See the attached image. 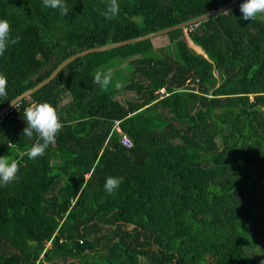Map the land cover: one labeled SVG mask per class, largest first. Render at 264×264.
Listing matches in <instances>:
<instances>
[{
    "label": "trees",
    "instance_id": "16d2710c",
    "mask_svg": "<svg viewBox=\"0 0 264 264\" xmlns=\"http://www.w3.org/2000/svg\"><path fill=\"white\" fill-rule=\"evenodd\" d=\"M231 1L118 0L106 20L109 0H64L68 15L0 0L19 37L0 56V111L78 52ZM244 2L187 28L203 54L185 29L166 47L152 38L90 53L4 115L0 156L19 162V179L0 187V264H264V14L242 19ZM119 67L120 88L93 82ZM42 102L64 127L32 160L39 137L23 134L24 109ZM109 176L123 178L113 194Z\"/></svg>",
    "mask_w": 264,
    "mask_h": 264
},
{
    "label": "clouds",
    "instance_id": "9594fccd",
    "mask_svg": "<svg viewBox=\"0 0 264 264\" xmlns=\"http://www.w3.org/2000/svg\"><path fill=\"white\" fill-rule=\"evenodd\" d=\"M44 7L59 9L61 15H68V8L64 0H43ZM120 7L118 0H109L103 16L106 20H111L119 14ZM230 11V10H228ZM228 11H225L228 12ZM240 11L244 20H254L258 14H264V0H245L240 5ZM187 33V28L185 29ZM19 37L11 36V25L7 19H0V56H3L10 44H16ZM203 54V53H200ZM113 72L111 69L107 71H96L93 82L100 87L107 89L112 83ZM8 79L7 76L0 72V97L7 95ZM120 88L121 85H115ZM164 90H161L163 93ZM16 108V105L12 103ZM23 118L27 126L23 129V134L31 139L34 132L38 135L39 141L34 143L27 152L29 159L35 160L42 157L50 145L55 144L57 134L63 129L64 124L61 122L57 109L49 102L32 103L24 109ZM120 131V129L118 128ZM123 137V136H122ZM42 141V142H40ZM11 145H9L10 147ZM19 162L15 159L9 160L6 156H0V187L6 186L13 181L19 179L18 167ZM122 177L109 176L106 178L104 189L108 194H113L122 183Z\"/></svg>",
    "mask_w": 264,
    "mask_h": 264
},
{
    "label": "water",
    "instance_id": "95a60500",
    "mask_svg": "<svg viewBox=\"0 0 264 264\" xmlns=\"http://www.w3.org/2000/svg\"><path fill=\"white\" fill-rule=\"evenodd\" d=\"M240 0H232L231 2L225 4L224 6H221L220 8L213 10L211 12H208L206 14H203L201 16L195 17L193 19H190L188 21L179 23L177 25L156 31V32H152L149 33L147 35L138 37V38H133L130 40H126V41H121V42H114V43H110V44H106L100 47H96V48H91V49H87L81 52H78L74 55H72L71 57L67 58L64 62H62L53 72L52 74L46 78L45 80H43L42 82H40L39 84H37L35 87L25 91L24 93H22L21 95H19L18 97H16L13 101H11L6 107H4L1 111H0V121L2 120V118L4 117V115L13 108L12 103H14L15 105L19 104L23 99L30 97L33 93H35L36 91L40 90L41 88H43L44 86L50 84L55 78L56 76L59 74V72L66 67L68 64H70L71 62H73L74 60H76L79 57H84L90 53H94V52H104V51H109L121 46H125L131 43H136L142 40H148V39H152L154 37H158L160 35H166L168 33L180 30V29H186L190 26H193L195 24H198L204 20H207L209 18H213L216 17L217 15L224 13L225 11H227L230 7L235 6Z\"/></svg>",
    "mask_w": 264,
    "mask_h": 264
},
{
    "label": "rangeland",
    "instance_id": "374dc122",
    "mask_svg": "<svg viewBox=\"0 0 264 264\" xmlns=\"http://www.w3.org/2000/svg\"><path fill=\"white\" fill-rule=\"evenodd\" d=\"M185 34H186V37L188 38V34L186 33V31H185ZM153 40V42H157V44L158 45H163V46H165L166 47V45L167 44H170L169 43V41H168V38L165 36V35H160V36H158V37H156V38H153L152 39ZM188 42H189V45L191 46L192 44H190L191 43V41L189 40V38H188ZM192 47V46H191ZM193 48V47H192ZM195 48V47H194ZM193 48V49H194ZM195 50V49H194ZM199 51V50H198ZM197 52V51H196ZM198 53V52H197ZM111 68V67H110ZM118 72H119V74H117V76H116V78L114 79V81H112V82H114L115 84H116V82L117 83H119L121 86H122V84H124L125 82H128L129 80H128V76L126 75V73H124L123 72V67H119V69H118ZM115 75V74H114ZM133 94V93H132ZM127 96H130V94H124V93H122L121 94V96H120V98H126ZM71 100V98H69V97H65L64 99H63V101H62V104L61 105H64V104H66V103H68L69 101ZM51 245H50V243H48V245H47V247L49 248ZM142 260H143V258H141Z\"/></svg>",
    "mask_w": 264,
    "mask_h": 264
},
{
    "label": "built area",
    "instance_id": "2783aa9c",
    "mask_svg": "<svg viewBox=\"0 0 264 264\" xmlns=\"http://www.w3.org/2000/svg\"><path fill=\"white\" fill-rule=\"evenodd\" d=\"M122 142H123L124 145H126V146H127V145L129 146V145H130V142H129L128 138L125 137V136L122 137Z\"/></svg>",
    "mask_w": 264,
    "mask_h": 264
},
{
    "label": "bare ground",
    "instance_id": "6f19581e",
    "mask_svg": "<svg viewBox=\"0 0 264 264\" xmlns=\"http://www.w3.org/2000/svg\"><path fill=\"white\" fill-rule=\"evenodd\" d=\"M191 44H192V43H191ZM192 46L195 47V49H196L197 51L199 50L198 52L203 53V52H202V49H201L200 47L195 46V45H193V44H192Z\"/></svg>",
    "mask_w": 264,
    "mask_h": 264
}]
</instances>
